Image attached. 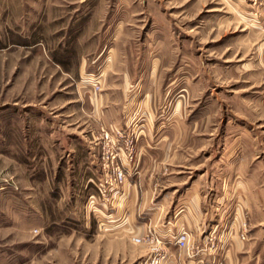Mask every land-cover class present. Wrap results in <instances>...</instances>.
I'll return each mask as SVG.
<instances>
[{"label": "rangeland", "instance_id": "374dc122", "mask_svg": "<svg viewBox=\"0 0 264 264\" xmlns=\"http://www.w3.org/2000/svg\"><path fill=\"white\" fill-rule=\"evenodd\" d=\"M103 126L138 153L107 198ZM181 229L264 264V0H0V264H142Z\"/></svg>", "mask_w": 264, "mask_h": 264}, {"label": "built area", "instance_id": "2783aa9c", "mask_svg": "<svg viewBox=\"0 0 264 264\" xmlns=\"http://www.w3.org/2000/svg\"><path fill=\"white\" fill-rule=\"evenodd\" d=\"M88 85L93 92L100 89L99 79H89ZM96 142L99 153L96 169L98 176L95 186L103 198H107L110 193H113V197L115 194H119L117 189L125 184L129 165H134L136 162L138 154L136 137L129 129L103 126ZM208 241L210 242L208 251H211L213 242L211 238ZM134 243L150 248L149 257L142 264H163L168 258L166 248L168 242L158 235H152L150 230L143 232L139 238L134 240ZM170 244L180 251H186L190 258H194V264H224L223 261L215 262L213 259L205 257L204 251L198 246L191 247L190 236L184 229L176 233Z\"/></svg>", "mask_w": 264, "mask_h": 264}, {"label": "crops", "instance_id": "0c3cea01", "mask_svg": "<svg viewBox=\"0 0 264 264\" xmlns=\"http://www.w3.org/2000/svg\"><path fill=\"white\" fill-rule=\"evenodd\" d=\"M141 131H144V129H141ZM130 174H134V173L131 172ZM124 185H123V187H125ZM125 195H126V192H125ZM159 209L160 208H158V211H159ZM156 213L157 212L152 213V216H155ZM176 214H177V216H176L177 218H176V220H174L173 223H177L180 220L181 221L183 220L185 222L189 218V214L187 212V208L184 205L179 206V209L177 210ZM174 237H175V235H174ZM167 242H168V245H169L172 241H167ZM170 245L173 246L172 244H170Z\"/></svg>", "mask_w": 264, "mask_h": 264}]
</instances>
